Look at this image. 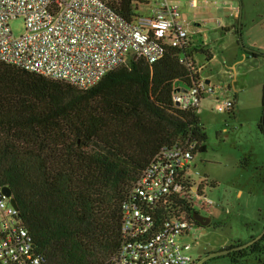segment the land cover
Returning <instances> with one entry per match:
<instances>
[{"label": "trees", "instance_id": "16d2710c", "mask_svg": "<svg viewBox=\"0 0 264 264\" xmlns=\"http://www.w3.org/2000/svg\"><path fill=\"white\" fill-rule=\"evenodd\" d=\"M109 1L131 20L133 0ZM179 57L168 49L155 64L131 61L90 90L0 62V189H12L48 263L111 259L122 243L123 205L152 159L188 138L207 151L199 110L173 102L176 85L192 83ZM247 255L229 257L238 263Z\"/></svg>", "mask_w": 264, "mask_h": 264}, {"label": "built area", "instance_id": "2783aa9c", "mask_svg": "<svg viewBox=\"0 0 264 264\" xmlns=\"http://www.w3.org/2000/svg\"><path fill=\"white\" fill-rule=\"evenodd\" d=\"M133 12L128 20L109 0H0V62L90 90L131 61L155 64L174 49L192 83L176 86L173 102L184 111L199 110L216 87L203 77L205 65L198 59L206 44L181 21L179 3L133 0ZM17 20L24 23L19 36L10 27ZM216 103L222 113L235 108L232 100ZM199 149L200 143L188 138L152 159L123 205L122 243L103 264L196 263L193 245L181 239L197 225L193 214L208 215L214 206L196 181ZM0 264H50L36 250L20 210L2 194Z\"/></svg>", "mask_w": 264, "mask_h": 264}, {"label": "rangeland", "instance_id": "374dc122", "mask_svg": "<svg viewBox=\"0 0 264 264\" xmlns=\"http://www.w3.org/2000/svg\"><path fill=\"white\" fill-rule=\"evenodd\" d=\"M182 13L184 20L192 22L195 15L199 19H209L202 29L209 41L206 52L213 54L214 62L206 60V53L198 56L205 65L203 76L213 75V84L226 89L221 101L225 98L235 101L238 96L235 108L229 113L218 111L217 103L211 99L201 103L198 113L208 141L207 151L199 153L194 161L199 174L196 181L203 184L201 192L214 206L208 214L212 217L210 227L201 229L195 226L181 239L193 245L192 255L197 262L206 254L246 244L251 241L250 235L256 238L263 233L264 133L260 125L264 114V84H261V72H247L259 58L252 57L245 50L249 49L246 38L241 31L237 35L231 29L234 25L232 18L192 10L184 2ZM214 19H220L223 28L218 27ZM240 25L238 23V30ZM10 27L17 36L24 32L22 20L12 21ZM239 60L242 63L237 64ZM231 65H236L235 82ZM228 72L233 74L232 77ZM263 238L258 242L259 251L250 253L249 249L243 250L248 255L238 258V263H233L229 256H223L204 264H264Z\"/></svg>", "mask_w": 264, "mask_h": 264}, {"label": "crops", "instance_id": "0c3cea01", "mask_svg": "<svg viewBox=\"0 0 264 264\" xmlns=\"http://www.w3.org/2000/svg\"><path fill=\"white\" fill-rule=\"evenodd\" d=\"M180 5V11L182 14L181 21L186 23L189 29L195 30L200 40L206 44V47L209 45L208 38L206 37V32L203 31V24H206L209 19H199L197 15H195L194 21H188L183 19L182 7L183 2L186 3L192 10H201L204 13H209L213 15L224 14L225 17H230L233 20L234 25L232 26V30L239 34L242 32V36L246 38V47L254 50L258 53V59L255 62L254 66H251L247 72L259 71L261 72V84H264V0H176ZM192 1L195 3L196 7L192 6ZM220 18L219 16H216ZM214 22L217 21L218 27H222L223 23L220 19H214ZM236 23V24H235ZM240 23L239 30L237 29V25ZM230 30V29H229ZM206 51V50H205ZM211 53V52H210ZM202 54H205L203 52ZM252 54V53H251ZM201 55V54H200ZM212 55V60L210 62H214V56ZM207 60V59H206ZM242 63L241 60L237 62V64ZM235 66L231 65L230 69L234 71V79H236L235 75ZM230 77H232V73H227ZM203 75V73H202ZM204 77V76H203ZM208 84H211L216 87V93L214 96L209 97L207 99H211L216 103L217 99H221V96L225 93L226 89L223 87H218L213 84L212 78L213 75H208L204 77ZM235 82V80L233 81ZM228 98H225L226 100ZM233 101V100H232ZM238 101V96L236 100L233 101L235 106ZM261 183V181H260ZM262 185V184H261ZM264 230V228H263ZM255 235H250L249 241L254 238Z\"/></svg>", "mask_w": 264, "mask_h": 264}, {"label": "water", "instance_id": "95a60500", "mask_svg": "<svg viewBox=\"0 0 264 264\" xmlns=\"http://www.w3.org/2000/svg\"><path fill=\"white\" fill-rule=\"evenodd\" d=\"M239 41L241 42L240 40V36H239ZM248 53H258L254 50H251V49H245ZM176 86H181L180 84H177ZM178 92L180 90H177ZM0 194L6 196L7 198H11V203L15 206L16 209L20 210L19 208V205L13 195V191L12 189L8 188V187H5V188H2L0 189ZM193 220H195L197 222V224L200 226V227H203V228H206L208 227L211 222H212V218L211 217H205V216H202L201 214L195 212L192 216ZM264 236V231L263 233L256 237L255 239L251 240L250 242L246 243V244H242V245H239L235 248H230V249H225V250H221L219 252H215V253H211V254H207L205 255L203 258H201L200 260H198L195 264H204L206 263L207 261L213 259V258H217V257H223V256H230L236 252H241L243 250H246V249H249L250 247L254 246L255 244H257L261 238Z\"/></svg>", "mask_w": 264, "mask_h": 264}, {"label": "flooded vegetation", "instance_id": "af4514ba", "mask_svg": "<svg viewBox=\"0 0 264 264\" xmlns=\"http://www.w3.org/2000/svg\"><path fill=\"white\" fill-rule=\"evenodd\" d=\"M201 215H202V216H205V217H211L210 215H203V214H201ZM211 218H212V217H211ZM197 225H198V224H197ZM197 225H196V226H197ZM198 226H199V225H198ZM199 227H200V226H199ZM208 227H210V225H209ZM200 228H201V229H206L207 227H206V228L200 227Z\"/></svg>", "mask_w": 264, "mask_h": 264}]
</instances>
